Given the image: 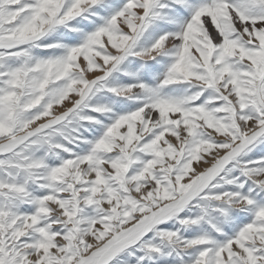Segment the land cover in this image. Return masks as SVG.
Returning <instances> with one entry per match:
<instances>
[{
    "label": "snow or ice",
    "instance_id": "snow-or-ice-1",
    "mask_svg": "<svg viewBox=\"0 0 264 264\" xmlns=\"http://www.w3.org/2000/svg\"><path fill=\"white\" fill-rule=\"evenodd\" d=\"M0 264H264V0H0Z\"/></svg>",
    "mask_w": 264,
    "mask_h": 264
}]
</instances>
